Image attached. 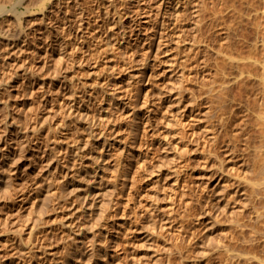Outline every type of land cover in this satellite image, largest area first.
Masks as SVG:
<instances>
[{
    "label": "rangeland",
    "instance_id": "rangeland-1",
    "mask_svg": "<svg viewBox=\"0 0 264 264\" xmlns=\"http://www.w3.org/2000/svg\"><path fill=\"white\" fill-rule=\"evenodd\" d=\"M1 6L11 13L0 15V29L15 43L0 36V264H221L236 235L240 243L254 235L264 258L259 82L233 86L230 101L207 93L249 53L263 0ZM244 123L251 149L244 137L227 146Z\"/></svg>",
    "mask_w": 264,
    "mask_h": 264
},
{
    "label": "bare ground",
    "instance_id": "bare-ground-1",
    "mask_svg": "<svg viewBox=\"0 0 264 264\" xmlns=\"http://www.w3.org/2000/svg\"><path fill=\"white\" fill-rule=\"evenodd\" d=\"M187 1H188V0H187ZM263 1H264V0H263ZM178 2H179V1H178ZM178 4H179V3H178ZM0 9H1V11H0V12H1L0 15H1V14H7V15L9 16V12H10V11L3 10L4 8H3L2 6H1ZM14 9H15V8H14ZM11 11H13V10H11ZM262 12H263V11H262ZM262 12H260V13L262 14V16H260L261 18L259 17V14H260V13H257V14L255 15V17H256L255 19H254V17L251 16V18L254 19L253 22L255 23V28H256L255 30L257 31L255 34H257V37H255V36L253 35V36L255 37V38H253L255 42H253V41L251 42L252 44H253V43H254V44L252 45V48L250 49V51H249V53H248L247 55H246V54H245V56H240V55H239L240 58L237 56L239 59L242 60V62L240 61L241 63H239V61H238V64H236V66L233 65V67H236L235 69L238 70V71H235V73L238 72L237 75H235V73H234L235 76H234V75H233V76L231 75L230 77H232V79H231V80L228 79V81H226L227 78H224V77H223V81H220V82H222V84L220 83V84H221V89H220V87H219L220 85L218 86L219 89H218V90L216 89L217 91H216V90H213V91H212L210 88H208L210 91L207 92V93H212V92H215V93H216V92H219V91H220V93L222 92V95L225 94L224 97L227 99V98H229V97H227V94H229L230 96L232 95V94H230V91H232V87H233V86H235V85H238V86H240V85L243 86V85H244V86H245L246 84H249L248 82H249V81L251 82L252 79H256V80L259 82V86H260V87L258 86V88H259V89H258V93L255 95V98H256V100H257L258 103H259V104H258L259 106L256 104V106L258 107V112H257V114L255 115L256 118H257V119H256V121H257L256 124L258 125V127H259L260 130H261V133H262V134H261V133H260V134H261L262 136H264V34L261 35V36L259 35V33H260L259 31L264 32V26H263L262 23L260 22L261 20L258 19V17H259L260 19L264 18V15H263L264 12H263V13H262ZM10 13H11V12H10ZM261 14H260V15H261ZM253 16H254V15H253ZM257 16H258V17H257ZM18 19H19V18H18ZM249 19H250V17H249ZM249 19H248V20H249ZM19 20H20V19H19ZM19 20H18V21H19ZM250 20L252 21V19H250ZM251 21H250V23H251ZM240 22H241V21H240ZM253 22H252V23H253ZM252 23H251V25H253ZM20 25H21V24H20ZM198 25H199V23H198ZM198 25H196V27H197ZM199 26H200V25H199ZM227 26H231V25H227ZM227 26H226V27H227ZM253 26H254V25H253ZM253 26H252V27H253ZM226 27L224 26V28H226ZM18 28H20V27H18ZM22 28H23V27H22ZM233 28H234V27H232L231 29H233ZM196 30L199 31L200 28H199V29H196ZM227 30H228V33L231 32V30L229 29V27H228ZM227 30H226V31H227ZM229 30H230V32H229ZM234 30H235V29H234ZM234 30H233V32H234ZM23 31H24V30L20 29V33H19V35L17 36V40L21 39L22 36H23V38H24L25 35L23 34V33H24ZM199 33L202 35V33H201L200 31H199ZM199 33H198V34H199ZM228 33H227V36H228V38H229ZM8 34H9V33H8ZM8 34H7V33H4V31H3L2 29H0V36L4 37L7 41H10V42L12 43L13 41H12V38H11V37H13V36L10 35V34L8 35ZM225 34H226V33H225ZM253 34H254V33H253ZM201 35H200V37H202ZM235 35H236V34H235ZM235 35H234V36H235ZM195 36H196V35H195ZM197 36H199V35H197ZM232 36H233V34H232ZM234 36H233V38H234ZM200 37H199V38H200ZM230 37H231V35H230ZM197 38H198V37H197ZM226 38H227V37H226ZM242 39H243V38H242ZM247 39H248V38H247ZM247 39H246V40H247ZM255 39H256V40H255ZM205 40H206V39H205ZM205 40L203 39V41H205ZM231 40H232V39H231ZM234 40H235V39H233V41H234ZM249 40H250V39H249ZM233 41H232V43H234ZM237 41H238V40H237ZM225 42H226V41H225ZM228 42H231V41H230V38H229V41H228ZM228 42H227V44L229 45ZM238 42H239V41H238ZM238 42H237V43L235 42V44L240 45L241 43L239 44ZM248 42L250 43V41H248ZM11 43H10V44H11ZM13 43H15V42H13ZM13 43H12V44H13ZM203 43H204V42H203ZM208 43H209V42H208ZM208 43H206V44L208 45ZM242 43H243V42H242ZM244 43H245V42H244ZM244 43H243V44H244ZM230 44H231V43H230ZM246 44H248V43L246 42ZM207 45H206V47H207V48H210V47H208ZM225 45H226V43H225ZM232 45H234V44H232ZM222 46H224V45H222ZM230 46H231V45H230ZM235 46H236V45H235ZM242 46H245V44L242 45ZM242 46L240 45L239 47H242ZM248 46H250V45H247L246 47H248ZM220 47H221V46H220ZM227 47H228V46L226 45V46H224L223 48H227ZM198 48H199V47H198ZM232 48H233V47H232ZM242 48H243V47H242ZM220 49H222V48H220ZM227 49H229V48H227ZM227 49H226V50H227ZM233 49H234V48H233ZM243 49H244V48H243ZM200 50H201V49H200ZM200 50H197V51H200ZM204 50H205V45H204ZM226 50H225V51H226ZM229 50H230V49H229ZM244 50H246V49H244ZM247 50H248V49H247ZM202 51H203V49H202ZM217 51H218V50H217ZM217 51H216V52H217ZM231 51H232V49H231ZM231 51H229V55H230L229 60L231 59V54H230ZM193 52H195V54H196V53H197V54H200V53H201V52L198 53V52H196L195 50H194ZM232 52H234V51H232ZM217 54H219V53L217 52ZM233 54H234V53H232V56L235 55V54H234V55H233ZM220 55H221V53H220ZM236 55H238V54L236 53ZM236 55H235V57H236ZM194 56H195V55H194ZM221 56H222V55H221ZM223 56L226 57V55H223ZM224 57H222V58L220 57V58H221V62H223L222 59H223ZM188 58H189V57H188ZM188 58H187V59H188ZM204 58H205V57H204ZM220 58H219V60H220ZM226 58H228V57H226ZM226 58H225V59H226ZM238 58H236L235 61H236ZM187 59H186V60H187ZM198 59H199V58H198ZM232 59H233V57H232ZM206 60H207V58H206ZM227 60H228V59H227ZM227 60H226V61H227ZM184 61H185V60H184ZM189 61H190V59H189ZM199 61H200V64H201V61H202V63H205V62H203V59H202V60H199ZM204 61H205V60H204ZM207 61H208V60H207ZM207 61H206V62H207ZM186 62H187V61H186ZM221 62L218 63V64L220 65ZM229 62H230V61H229ZM229 62H224V65H225V64H229ZM195 63L197 64V61H196ZM198 63H199V62H198ZM208 63H209V62H208ZM236 63H237V61H236ZM231 64H232V62H231ZM231 64H229V65H231ZM233 64H234V63H233ZM197 65H198V64H197ZM222 65H223V63L221 64V66H222ZM185 66H186V65H185ZM205 66H206V65H205ZM207 66H208V64H207ZM207 66H206V67H207ZM231 66H232V65H231ZM197 67H199V66H197ZM200 67H202V65H201ZM203 67H204V66H203ZM216 67H217V66H216ZM224 67H225V66H224ZM224 67H223L222 70H224ZM229 67H230V66H229ZM229 67H228V68H229ZM221 68H222V67H221ZM225 68H227V67H225ZM215 69H216V68H215ZM215 69H214V71H215ZM217 69H218V68H217ZM217 69H216V70H217ZM230 69H231V67H230ZM230 69H229V70H230ZM235 69H233V70L231 69V71L234 72ZM219 70H221V69L219 68ZM222 70H221V72H220L221 74H222ZM227 70H228V69H226V71H227ZM229 70H228V71H229ZM224 71H225V70H224ZM224 71H223V72H224ZM231 71H230V72H227L226 74H231ZM215 72H216V73H219V71H218V72L215 71ZM216 73L214 74V77H215V75H217ZM191 74H192V73H191ZM226 74H225V75H226ZM232 74H233V73H232ZM183 75H184V74H183ZM189 75H190V74H189ZM197 75H198V74H197ZM197 75H196V76H197ZM219 75H220V74H219ZM219 75H218L217 77H221V76H223V75H221V76H219ZM225 75H224V76H225ZM187 76H188V75H187ZM192 76H194V75H192ZM192 76H191V77H192ZM227 76H228V75H227ZM227 76H225V77H227ZM194 77H195V76H194ZM202 77H203V76H202ZM212 77H213V76H212ZM212 77H211V78H212ZM214 77H213V80H211V84H212V81H217L216 78H214ZM228 77H229V76H228ZM230 77H229V78H230ZM184 78H185V77H184ZM189 78H190V76H189ZM203 78H204V77H203ZM205 79H206V78H205ZM214 79H215V80H214ZM217 79L220 80V79H222V77H221L220 79H219V78H217ZM207 81H209V79H208ZM253 81H255V80H253ZM253 81H252V82H253ZM255 82H256V81H255ZM209 83H210V81H209ZM209 83H208V84H209ZM253 83H254V82H253ZM205 84H206V83H205ZM205 84H203V85H205ZM208 84H207V85H208ZM211 84H209V85H210L209 87H211V88L213 89V88H216V87H217V84H219V82H218V81H217V83L215 82V85H216L215 87H214V86L212 87ZM213 84H214V83H213ZM223 85H224V86H223ZM254 85H255V84H254ZM247 86H248V85H247ZM62 87H63V86H62ZM205 87H206V86L203 87V90H204ZM218 87H217V88H218ZM63 88H64V87H63ZM182 89H183V88H182ZM205 89L207 90V88H205ZM59 90H60V88H59ZM59 90H57V91H59ZM64 90H65V89H64ZM204 91H205V90H204ZM60 92H61V90H60ZM223 93H224V94H223ZM62 94H65V92L62 93ZM205 94H206V93H205ZM216 94H217V96H218V99H219V98L223 99V98H222L223 96L221 97V96H219L220 94H219V95H218V93H216ZM216 94H212V95H215V96H214V97H215L214 100L217 99V98H216ZM206 95H207V94H206ZM212 95H210V96H212ZM210 96H209V98H211ZM212 97H213V96H212ZM225 98H224V100H226ZM231 98H232V96H231ZM231 98H229V101H230ZM233 98H234V97H233ZM179 99L181 100L180 97H179ZM212 99H213V98H212ZM218 99H217V100H218ZM234 99H235V98H234ZM227 100H228V99H227ZM222 101H223V100H222ZM180 102H181V101H180ZM217 102H218V101H217ZM219 102H220V101H219ZM223 102H224V101H223ZM227 102H228V101H227ZM227 102H226V103H227ZM221 104H222V103H221ZM224 107L227 108V106H224ZM226 108H225V109H226ZM225 109H224V110H225ZM226 111H228V110H226ZM231 112H232V111H231ZM229 113H230V112H229ZM229 113H228V114H229ZM235 113H236V112L231 113L230 115H225V114H227V113L225 112L224 116L221 118L222 120L219 121V122H221V124H220L221 126L219 125V126L221 127V128H220V131H219V134H221V131H224V132H225V133H224V136H225L226 132H227L228 129L230 128V125H231L232 120H233V119L235 118V116H236ZM222 114H223V113H222ZM232 123H233V122H232ZM244 124H245V123H244ZM247 124H248V123H247ZM247 124H245V127H244V125H243L244 128H242V129H244V130H242L241 132H240V131H237V132H239L238 135L235 134V136H233L231 142H233V140H234V141H237L239 138L241 139V138L244 137V139L246 140V141H245L246 143H244V144H245V146L249 149V148H250V144H251L252 139L250 140V134H249V135L247 134V127H248ZM219 126H218V127H219ZM233 127H234V126H233ZM231 128H232V127H231ZM248 128H249V127H248ZM36 129L39 130V128H37V127H36ZM230 130H232V129H230ZM237 132H236V133H237ZM39 133H40V131L34 132V135H39ZM230 133H231V132H230ZM232 133H233V132H232ZM213 134H214V133H213ZM213 134H212L211 137H214ZM215 134H216V133H215ZM233 134H234V133H233ZM233 134H232V135H233ZM193 135H194V134H193ZM217 135H218V133H217ZM217 135H215L214 141H216V138L219 137V136H217ZM222 135H223V134H222ZM222 135H220V136L222 137ZM228 135H229V134H227V136H228ZM232 135H231V136H232ZM247 135L249 136V138H248ZM224 136H223V137H224ZM231 136H230V137H231ZM36 137H38V136H36ZM221 137H220V138H221ZM224 138H226V137H224ZM237 138H238V139H237ZM212 139H213V138H212ZM228 139H229V138H228ZM244 139H243V140H244ZM261 139L264 140L262 137H261ZM214 141L212 140L213 143H214ZM218 141H219V140H218ZM218 141H217V142H218ZM212 142H211V143H212ZM217 142H216V144H215V143H214V144L217 145ZM231 142H229V143H228V142H225V143L228 144L227 146H230V144H231V145L234 144V142H233V143H231ZM237 142H238V141H237ZM263 142H264V141H263ZM218 143L220 144V142H218ZM235 143H236V142H235ZM221 144H223V143H221ZM244 144H243V145H244ZM252 144H253V143H252ZM254 144H255V143H254ZM208 145H209V143H208ZM208 145H207V146H208ZM213 146H214V145H213ZM217 146H218V145H217ZM227 146H226V147H227ZM234 146H236V144H234ZM234 146H233V149H234ZM237 146H238V144H237ZM245 146H244V149L246 148ZM252 146L254 147V145H252ZM214 147H215V146H214ZM220 147H221V146H220ZM255 147H256V146H255ZM259 147H260V148L263 147V144L261 143V145H260ZM259 147H258V149L255 148V149H257V150H256V151H257V154H256V153H255V154L257 155L256 157L258 158V159H256V161L258 160V161H257V168L260 169V170L258 169L259 172L256 171L257 173H260L261 170L264 169V150H262L263 148L260 149ZM236 148H237V147H236ZM209 149H211L212 152L214 151V149L212 150V147L209 148ZM228 149H229V148H228ZM244 149H243V150H244ZM250 149H251V148H250ZM255 149H252V150L254 151ZM219 150H220V149H219ZM226 150H227V149H226ZM226 150H225V152H226ZM234 150H235V149H234ZM234 150H233V151H234ZM245 150H246V149H245ZM209 151H210V150H209ZM215 151H216V150H215ZM221 151H222V150H221ZM223 151H224V150H223ZM229 151H230V150H229ZM229 151H228V152H229ZM231 151H232V149H231ZM249 151H251V150H249ZM256 151H255V152H256ZM258 151H259V152H258ZM217 152H218V151H217ZM235 152H236V151H235ZM247 152H248V151H246V153H247ZM253 153H254V152H253ZM212 154H213V153H212ZM219 154H220V152H219ZM223 154H224V152H223ZM228 154H231V152H229ZM236 154H237V153H236ZM249 154H250V152H249ZM249 154H248V155H249ZM214 155H215V154H214ZM216 155H217V153H216ZM224 155H225V154H224ZM224 155H223V157H224ZM233 155H235V154H233ZM241 155H242V154H241ZM250 155H252V154H250ZM250 155H249V156H250ZM219 156H222V154L219 155ZM238 156H239V155H238ZM242 156H243V155H242ZM253 156H254V155H253ZM214 157H215V156H214ZM215 158L219 159L218 157H215ZM221 158H222V157H221ZM221 158H220V160H221ZM230 158H232V157H230ZM236 158H237V157H236ZM223 159H224V158H223ZM233 159H234V158H233ZM245 159L247 160V158H245ZM228 160H229V159H228ZM230 160H232V159H230ZM230 160H229V163H230ZM243 160H244V159H243ZM218 161H219V160H218ZM256 161L253 160V163H252V164L255 165L254 162H256ZM220 162H221V161H220ZM220 162H219V163H220ZM222 162H223V160H222ZM224 162H225V159H224ZM226 162H227V161H226ZM226 162H225V163H226ZM231 162H232V161H231ZM243 162H244V161H243ZM225 163H224V164L221 163V164H222V165H226ZM243 164H244V163H243ZM243 164H242V165H243ZM219 165H220V164H219ZM222 165H221L220 168H219V166H218V170L221 169V168L223 169V166H222ZM228 165H230V164H228ZM233 165H234V164H233ZM240 165H241V164H240ZM237 166H238V164H237ZM229 167H230V166H229ZM229 167H228V170H229ZM231 167H233V166H231ZM234 168H235V167H234ZM234 168H233V171H235ZM236 168H237V167H236ZM254 168H255V167H254ZM254 168L252 167V170H253L252 172H255V171H254V170H255ZM178 169H179V167H178ZM231 170H232V169H231ZM231 170H230V171H231ZM239 170H240V169H239ZM241 170H242V169H241ZM222 171H223V170H222ZM256 172H255V173H256ZM263 172H264V171H262L261 173H263ZM227 173H228V171H227ZM239 173H240V172H239ZM257 173H256V174H257ZM231 174H232V172H231ZM263 174H264V173H263ZM222 175H224V174L222 173ZM219 176H221V175H219ZM239 176H240V175H238V176L236 175L237 178H239ZM221 177H222V176H221ZM230 177H231V176H230ZM240 177H242V176H240ZM220 179H221V178H220ZM224 179L226 180V178H224ZM245 179H246V178H245ZM225 180H224V181H225ZM230 180H231V179H230ZM248 180H249V179H247V181H248ZM224 181H223V182H224ZM243 181H244L245 183H247L244 179H243ZM176 182H178V179L176 180ZM219 182H220V181H219ZM223 182H222V183H223ZM227 182H228V181H227ZM232 182H233V181H232ZM248 182H249V181H248ZM209 184H210V183H209ZM219 184H220V183H219ZM224 184H225V182H224ZM224 184H222V185H224ZM226 184H227V183H226ZM228 184H231V185H229V187H231V186L233 185V184L230 183V182H229ZM228 184H227V185H228ZM206 185H207V184H206ZM216 185H217V184H216ZM222 185H221V186H222ZM225 186H226V185H225ZM225 186H222V190H223V187H225ZM235 186H236V185H235ZM203 187H205V186H203ZM206 187H207V188H210V187H208V186H206ZM225 188H227V187H225ZM225 188H224V189H225ZM239 188H240V187H239ZM205 189H206V188H205ZM236 189H237V188H236ZM237 190H240V189H237ZM236 192H237V191H235V193H236ZM239 192H240V191H239ZM235 193H234V195H235ZM230 197H231V196H230ZM260 220H261V221L264 220V211H262V212L259 214V221H260ZM241 229H242V228H241ZM241 231H242V230H241ZM239 232H240V231H239ZM242 232L244 233L245 231L243 230ZM256 232H257V233L259 232V233H258L259 235H260V233H261V235L264 234V224H262L261 227H258V229H257ZM235 233L239 235V233H237L236 231H235ZM235 233H234V235H236ZM243 233H242V235H243ZM245 233H246V232H245ZM245 233H244V234H245ZM240 236H241V234H240ZM263 236H264V235H263ZM263 236H262V237H263ZM231 237H233V240H235V241L232 240V242H233V245H232V246L230 245V242H231V241H230L229 243H227V244L230 245V246H228L227 244H223V245H226V246H227V247H226V246H223V249H224V250H223V249H220L218 246L216 247V248L220 249V253L224 256V259H222L223 262H225V263L228 262L229 264H241L242 262H246V263H256V264H264V258H261L260 256H258V253H257V250H258V249H257V248H256L257 250L255 249V247H258V246L255 244V242H254V244L252 243V242L255 240V239H254V238H255L254 235H253L254 238H253L252 236H250V239H251V240L254 239L253 241H251V240L248 238L247 235H246L245 237H243V238H244V241H243V239L241 240L243 243H246V244H244V245H247V244H248L247 247L249 246L250 249H247V250H242V247H243L244 245H243V246L241 245L242 242L240 243V238H239L237 235H236V236H231ZM262 237L260 236L259 238H262ZM246 238H248L249 240L246 239ZM256 238H257V236H256ZM259 238H258V239H259ZM260 240H261V239H260ZM262 240H263V243H264V239H263V238H262ZM262 240L259 241V242L261 243ZM234 242H235V243H234ZM257 242H258V240H257ZM221 245H222V244H221ZM255 245H256V246H255ZM258 245H259V243H258ZM240 246H242L241 249H240ZM220 247H222V246H220ZM224 247H226V248H224ZM262 247H264V246H262ZM218 249H214V250H218ZM225 249H226V253L224 252ZM245 249H246V247H245ZM218 251H219V250H218ZM215 252H216V254H217V251H215ZM221 254H220V258H221V256H222ZM225 254H226V255H225ZM218 255H219V252H218ZM225 256H227V257L225 258ZM228 260H229V261H228ZM219 261H220V259H219ZM222 261H220L219 263L222 264ZM225 263H224V264H225Z\"/></svg>",
    "mask_w": 264,
    "mask_h": 264
}]
</instances>
